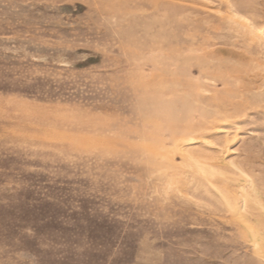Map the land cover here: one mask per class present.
<instances>
[{
	"label": "rangeland",
	"instance_id": "rangeland-1",
	"mask_svg": "<svg viewBox=\"0 0 264 264\" xmlns=\"http://www.w3.org/2000/svg\"><path fill=\"white\" fill-rule=\"evenodd\" d=\"M0 264H264V0H0Z\"/></svg>",
	"mask_w": 264,
	"mask_h": 264
},
{
	"label": "bare ground",
	"instance_id": "bare-ground-1",
	"mask_svg": "<svg viewBox=\"0 0 264 264\" xmlns=\"http://www.w3.org/2000/svg\"><path fill=\"white\" fill-rule=\"evenodd\" d=\"M218 131H219L220 133H226L225 130H223L222 128H219ZM205 143H206V142H205ZM211 144H212V143H211ZM212 145H213V144H212ZM241 216H242V215H241ZM252 224H254V223H252ZM252 235H253V234H252ZM253 237H254V236H253Z\"/></svg>",
	"mask_w": 264,
	"mask_h": 264
}]
</instances>
